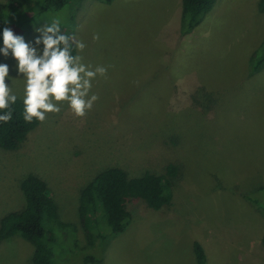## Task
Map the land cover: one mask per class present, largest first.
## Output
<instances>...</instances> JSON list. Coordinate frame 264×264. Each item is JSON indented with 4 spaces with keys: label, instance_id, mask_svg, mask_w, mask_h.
Wrapping results in <instances>:
<instances>
[{
    "label": "rangeland",
    "instance_id": "rangeland-1",
    "mask_svg": "<svg viewBox=\"0 0 264 264\" xmlns=\"http://www.w3.org/2000/svg\"><path fill=\"white\" fill-rule=\"evenodd\" d=\"M260 2L217 0L192 32L181 30L182 0H84L74 23L69 11L46 12L42 2L7 9L0 26L28 40L59 19L85 43L83 61L108 71L93 81L99 98L84 116L60 102L21 149L0 147V221L24 208L23 178L40 175L61 220L75 226L48 225L63 264H72L76 231V251L87 247L78 211L86 184L112 166L139 176L176 162L175 204L155 210L130 202L129 225L108 240L101 234L109 228L95 216L100 238L84 253L96 260L87 264H197L195 241L208 264H264V216L244 197L264 185V68L250 73L264 38ZM0 62L16 75L10 55ZM23 84L12 80L18 97ZM34 249L22 236L2 241L0 264H33Z\"/></svg>",
    "mask_w": 264,
    "mask_h": 264
},
{
    "label": "trees",
    "instance_id": "trees-1",
    "mask_svg": "<svg viewBox=\"0 0 264 264\" xmlns=\"http://www.w3.org/2000/svg\"><path fill=\"white\" fill-rule=\"evenodd\" d=\"M25 0H8L0 2V20H5L9 15L6 10H11ZM29 5L36 3L42 5L43 10L58 13L61 10L69 11L71 21L74 23L76 13L84 0H27ZM103 3H113L114 0H99ZM217 0H182L181 30L192 32L197 28L203 18L213 10ZM34 5V4H33ZM35 5V6H36ZM32 8V6H31ZM260 11H264V0L259 4ZM14 11V10H12ZM10 12V14L12 13ZM49 13V14H50ZM6 26H0V29ZM61 31L65 33L61 24ZM2 43V41H0ZM73 47L74 54L76 53ZM2 56H0L1 61ZM250 73H255L264 68V38L260 45L253 51L250 58ZM13 107V118L7 123L0 122V147L10 151L21 149L27 141L29 134L35 130L40 121L26 122L23 119V105L21 99ZM180 165L170 162L165 166V171L158 173L146 171L139 176H130L122 167L112 166L99 172L81 190L79 201V216L85 230L87 247L80 252L77 231L75 232V256L72 264H87L96 262L90 255L94 243L100 238L93 230L92 219L100 214L109 228L101 239L107 240L112 236L125 231L132 219L128 204L135 200H142L147 208L167 210L175 204L173 188L175 180L180 174ZM21 190L25 199V206L5 214L0 221V242L15 236H22L34 244L33 264H63L61 255L57 254L55 242L57 237L51 229L50 222L62 228H74L71 223L61 220L58 204L51 193L47 181L38 174L30 173L21 181ZM244 197L258 207L264 216V185H260L244 194ZM49 222V223H48ZM106 227V228H107ZM262 241L264 242V234ZM197 264H208V257L204 245L195 241L193 244ZM102 259H99V262Z\"/></svg>",
    "mask_w": 264,
    "mask_h": 264
},
{
    "label": "clouds",
    "instance_id": "clouds-1",
    "mask_svg": "<svg viewBox=\"0 0 264 264\" xmlns=\"http://www.w3.org/2000/svg\"><path fill=\"white\" fill-rule=\"evenodd\" d=\"M32 40L14 34L9 27L0 29V56L15 60V73L11 66L0 62V122L13 118V105L18 96L12 89V80L23 78L22 116L26 122L44 121L49 112H59L66 102L75 116L82 117L91 110L98 95L91 91L93 81L106 75L105 66L86 64L79 54L85 43L75 35L61 31V22H51L36 29ZM94 39L98 38L96 36ZM73 47L77 50L74 54ZM6 81H11L8 83Z\"/></svg>",
    "mask_w": 264,
    "mask_h": 264
}]
</instances>
